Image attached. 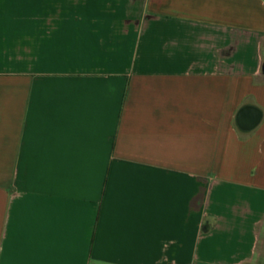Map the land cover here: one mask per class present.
<instances>
[{"label":"crops","instance_id":"obj_1","mask_svg":"<svg viewBox=\"0 0 264 264\" xmlns=\"http://www.w3.org/2000/svg\"><path fill=\"white\" fill-rule=\"evenodd\" d=\"M263 61L264 0H0V264H263Z\"/></svg>","mask_w":264,"mask_h":264},{"label":"water","instance_id":"obj_2","mask_svg":"<svg viewBox=\"0 0 264 264\" xmlns=\"http://www.w3.org/2000/svg\"><path fill=\"white\" fill-rule=\"evenodd\" d=\"M262 119V111L254 105L242 106L236 116L237 126L241 133L248 134L254 130Z\"/></svg>","mask_w":264,"mask_h":264},{"label":"trees","instance_id":"obj_3","mask_svg":"<svg viewBox=\"0 0 264 264\" xmlns=\"http://www.w3.org/2000/svg\"><path fill=\"white\" fill-rule=\"evenodd\" d=\"M262 72L264 73V61H263V64H262Z\"/></svg>","mask_w":264,"mask_h":264},{"label":"rangeland","instance_id":"obj_4","mask_svg":"<svg viewBox=\"0 0 264 264\" xmlns=\"http://www.w3.org/2000/svg\"><path fill=\"white\" fill-rule=\"evenodd\" d=\"M263 261V264H264V260H262Z\"/></svg>","mask_w":264,"mask_h":264}]
</instances>
